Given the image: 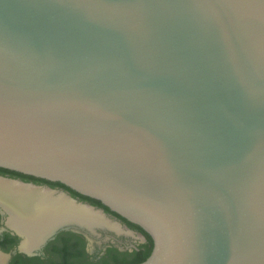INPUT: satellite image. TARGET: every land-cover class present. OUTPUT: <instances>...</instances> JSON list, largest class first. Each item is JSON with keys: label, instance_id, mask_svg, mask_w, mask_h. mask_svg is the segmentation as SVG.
I'll return each instance as SVG.
<instances>
[{"label": "water", "instance_id": "water-1", "mask_svg": "<svg viewBox=\"0 0 264 264\" xmlns=\"http://www.w3.org/2000/svg\"><path fill=\"white\" fill-rule=\"evenodd\" d=\"M0 167L137 225L134 264H264V0H0Z\"/></svg>", "mask_w": 264, "mask_h": 264}, {"label": "flooded vegetation", "instance_id": "flooded-vegetation-1", "mask_svg": "<svg viewBox=\"0 0 264 264\" xmlns=\"http://www.w3.org/2000/svg\"><path fill=\"white\" fill-rule=\"evenodd\" d=\"M0 177L61 193L78 204L102 210L100 212L107 219L119 225L118 233L98 229V234L90 237L86 228L65 222L31 239L9 225L10 213L0 205V264H133L142 260L152 248L151 238L137 225L59 182L1 167Z\"/></svg>", "mask_w": 264, "mask_h": 264}, {"label": "bare ground", "instance_id": "bare-ground-1", "mask_svg": "<svg viewBox=\"0 0 264 264\" xmlns=\"http://www.w3.org/2000/svg\"><path fill=\"white\" fill-rule=\"evenodd\" d=\"M0 205L10 213L9 225L25 232L31 239L65 222L86 228L90 237L97 235L98 229L119 232V225L107 219L100 210L78 204L61 193L1 177Z\"/></svg>", "mask_w": 264, "mask_h": 264}, {"label": "trees", "instance_id": "trees-1", "mask_svg": "<svg viewBox=\"0 0 264 264\" xmlns=\"http://www.w3.org/2000/svg\"><path fill=\"white\" fill-rule=\"evenodd\" d=\"M150 253V252H149ZM148 253V254H149ZM148 254L142 259V260H144L147 256H148ZM142 260H140V261H142ZM140 261H138V262H140ZM138 262H136V263H138ZM134 264V263H133Z\"/></svg>", "mask_w": 264, "mask_h": 264}]
</instances>
